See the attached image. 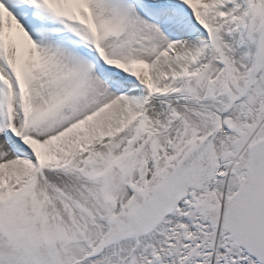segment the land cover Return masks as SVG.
<instances>
[{
  "label": "snow or ice",
  "instance_id": "obj_1",
  "mask_svg": "<svg viewBox=\"0 0 264 264\" xmlns=\"http://www.w3.org/2000/svg\"><path fill=\"white\" fill-rule=\"evenodd\" d=\"M0 264H264V0H0Z\"/></svg>",
  "mask_w": 264,
  "mask_h": 264
}]
</instances>
